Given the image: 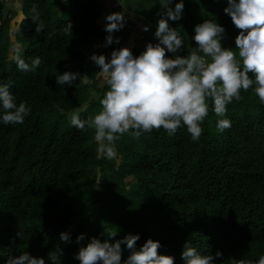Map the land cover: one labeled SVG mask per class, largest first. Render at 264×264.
<instances>
[{"label": "trees", "instance_id": "trees-1", "mask_svg": "<svg viewBox=\"0 0 264 264\" xmlns=\"http://www.w3.org/2000/svg\"><path fill=\"white\" fill-rule=\"evenodd\" d=\"M103 1L63 0L59 10L56 0L22 1L15 38L26 62L40 57L34 71L21 72L9 59V45L2 42L7 30L0 25V82L31 109L22 124L0 123V264L23 251L45 264H80L75 254L90 238L111 242L128 233L139 234L137 248L149 238L159 240L158 252L173 256L174 264H184L186 241L201 254L222 252L216 264H264V104L252 88L241 89L240 100L226 106L231 127L223 132L216 127L220 117L210 111L197 141L186 127L172 135L162 128L139 137L126 133L115 141L119 164L108 159L107 142L99 150L91 126L107 85H99V66L86 55ZM227 2L184 0L181 19L169 21L185 37L177 55L195 47L194 25L205 19L224 26V47H236L240 29L224 12ZM123 5L149 26L144 45L132 49L139 55L157 42L161 5ZM34 10L44 24L39 33ZM4 11L0 0V23ZM66 70L90 82L57 85L55 76ZM73 113L89 122L85 130L70 125ZM62 231L70 232L71 242L59 240ZM80 233L85 239L77 243ZM121 247L123 260L131 250Z\"/></svg>", "mask_w": 264, "mask_h": 264}, {"label": "clouds", "instance_id": "clouds-1", "mask_svg": "<svg viewBox=\"0 0 264 264\" xmlns=\"http://www.w3.org/2000/svg\"><path fill=\"white\" fill-rule=\"evenodd\" d=\"M159 3L160 18L154 32L156 43L148 42L135 56L127 46L113 49L110 59L104 54L90 56L106 78L107 90L100 100L101 110L92 117L91 126L95 129V139L107 142L103 150L108 159H116L115 141L126 133L139 137L162 128L172 135L186 127L191 139L197 141L202 133L201 124L210 111L220 117L216 127L223 132L231 127V121L225 116L226 106L234 99L240 100L241 89L252 88L264 104V0H228L224 12L240 29L234 38L235 48L222 45L223 25L205 19L194 25L191 39L195 47L189 48L186 55L176 54L185 45V37L169 24L181 19L184 0H175L174 4L173 0H159ZM32 19L38 22L37 33L41 32L44 24L39 20V13ZM104 19L105 46L119 44V37H114L113 33L125 26L124 12H111ZM71 27L69 21L64 31L71 33ZM148 27L147 24L142 26L144 31ZM19 50L17 46L13 52ZM166 52L173 55L167 56ZM9 59L21 72L34 71L42 62L36 57L29 63L18 54L10 55ZM58 73L56 84L64 87L83 77L67 70ZM30 111L26 103L17 102L9 83L0 82V123L22 124ZM88 123L79 113H73L70 119V125L80 130H85ZM116 163L119 164L118 159ZM17 235L21 237L20 233ZM115 236L116 231L108 233V237ZM139 238L138 233H128L111 242L92 237L79 248L75 258L80 264H174L173 256L158 252L159 240L149 238L137 248ZM84 239V233L76 236L77 243ZM59 240L65 244L71 242L70 232L62 231ZM122 245L131 250L123 260ZM58 252L62 254V249ZM221 255L219 250L215 254H201L188 241L181 252L184 264H216V258ZM6 264L45 262L23 251L8 257Z\"/></svg>", "mask_w": 264, "mask_h": 264}, {"label": "rangeland", "instance_id": "rangeland-1", "mask_svg": "<svg viewBox=\"0 0 264 264\" xmlns=\"http://www.w3.org/2000/svg\"><path fill=\"white\" fill-rule=\"evenodd\" d=\"M13 1L14 0H5V5H7V7H8V9L6 7V10L4 11V14L6 16V20H4V22L0 24L3 28H5L7 30V34H6V36H4L2 38V42L3 43H7L9 45L8 57L10 55H12V54H18L20 56V50H19L18 53H14L13 50L17 46H19V49H20V45H18V43H16L15 32L19 29V24H20V21H21L20 19H21V17L23 15L20 13V11H21V3H20V1L21 0L15 1V2H13ZM124 1L121 0V4L120 5L122 7H120V8L126 11L127 9L123 5ZM58 6L59 5L57 4V9L59 10ZM7 10L10 11L8 14H7V12H8ZM107 10H110V9H107ZM127 12L132 14V12H130L128 10H127ZM131 14L127 15L128 16V20L131 22V24H125V26L122 29H120L119 31L114 32L115 35L113 33L114 37H119V39H123V40H119V44L113 43V44H116L118 47H125L124 43H129L130 42L129 37H131V35H132L131 38H134L133 41H137L136 42V46L137 45L138 46L139 45H144V43L142 44L140 42H141V40L143 41V38L148 36L146 34V32L143 30V28H142L144 23L142 22L141 17L138 16V15L135 16V15H131ZM104 18H101L99 21L100 22H106ZM139 20L142 22V26H140L139 23H141V22ZM92 33L93 34L95 33V35L99 38V41H95V43H97V46H99V48H97V47L94 48V46L91 45V36H90V38L87 41V45H86V55L88 57L91 56L92 49H93V51L95 49L98 51L100 48H103L102 50H104L107 53L110 50V48L113 47L111 45L105 46V37L107 35L106 32H103L102 30H100V31H96V30L94 31L93 30ZM92 33H91V35H92ZM121 43H123L122 46H121ZM102 45H104V46H102ZM91 47H92V49H91ZM89 48H90L91 51H89ZM97 79H98V83H99L100 86H103L105 84L106 78L101 73L97 74ZM89 80L90 79L87 78L86 76L82 77V81L84 83L90 82ZM83 106H86V104L83 105ZM101 144H102V142H99V150L102 148ZM99 172L100 171L98 169H96L97 176H99ZM128 180L129 179H126V182H128ZM96 188H97V190H101L103 188V186H102V184L97 183L96 184Z\"/></svg>", "mask_w": 264, "mask_h": 264}, {"label": "crops", "instance_id": "crops-1", "mask_svg": "<svg viewBox=\"0 0 264 264\" xmlns=\"http://www.w3.org/2000/svg\"><path fill=\"white\" fill-rule=\"evenodd\" d=\"M15 1H19V0H14L13 2H15ZM21 1H23V0H21ZM20 1V3H22ZM61 1H63V0H56V2H57V4L59 5V3L61 2ZM121 0H104L103 1V8H102V12H101V15H100V18L96 21V23H95V28H94V31L96 30V31H100V30H102L103 32H105L104 31V24L106 23V22H100L99 20L101 19V18H104L107 14H109V13H111V12H115V11H122L123 9H121L120 7H122L121 5ZM60 6V5H59ZM59 6H58V8H59ZM6 7H7V5H5V10H6ZM7 9H8V7H7ZM107 9H110V10H107ZM8 11V10H7ZM10 11H8L7 12V14L9 13ZM123 12H124V15H125V17H126V23L125 24H131V22L128 20V14L130 15L131 13H129V12H127V10L125 11V10H123ZM20 13L22 14V11H20ZM131 15H135V14H131ZM136 16V15H135ZM23 17V16H22ZM22 17H21V19H22ZM20 19V20H21ZM140 21V20H139ZM141 22V21H140ZM140 24V26H142V22L141 23H139ZM93 32V31H92ZM114 35H115V33H114ZM131 37H132V35H131ZM131 37H129V40H130V42L129 43H124V46H127V47H129L131 50H132V48L133 47H140V46H142V45H137L136 46V42L137 41H133L134 40V38H131ZM136 38V37H135ZM119 40H123V39H119ZM95 41H99V38L95 35V33L93 34L92 33V35H91V45H93L94 46V48H99V46H97V43H95ZM140 43H142L143 44V41L141 40V42ZM123 45V43H121V46ZM102 46H104V45H102ZM111 46H113L112 48L113 49H116L118 46L116 45V44H111ZM108 48V47H107ZM112 48H110V50L106 53L104 50H102L103 48H100L98 51L95 49L94 51H93V49H92V47H91V49H92V51L90 50V48H89V51H91V53H96V54H104L105 55V57H106V59H110V56H111V52H112ZM107 54V55H106Z\"/></svg>", "mask_w": 264, "mask_h": 264}]
</instances>
